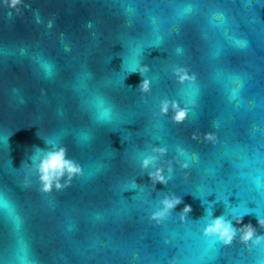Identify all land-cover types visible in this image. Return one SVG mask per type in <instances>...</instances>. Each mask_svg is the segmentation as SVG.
<instances>
[{
    "label": "water",
    "instance_id": "obj_1",
    "mask_svg": "<svg viewBox=\"0 0 264 264\" xmlns=\"http://www.w3.org/2000/svg\"><path fill=\"white\" fill-rule=\"evenodd\" d=\"M123 59L127 69L150 67V95L137 91L139 73L124 80ZM176 66L195 83L181 85ZM165 98L196 107L176 125L171 107L154 115ZM39 129L84 169L49 196L35 177L25 187L21 167L34 146L47 148ZM0 138L4 264L264 261V244L250 253L238 240L223 247L202 235L208 202L217 217L226 208L264 216V0H22L17 8L0 0ZM161 144L168 160L186 150L180 159L190 167L174 161L173 180L153 192L135 161ZM134 178L140 186L129 190ZM158 192L183 200L162 225L147 218ZM185 204L197 222H180ZM254 213L243 223L258 227Z\"/></svg>",
    "mask_w": 264,
    "mask_h": 264
},
{
    "label": "clouds",
    "instance_id": "obj_2",
    "mask_svg": "<svg viewBox=\"0 0 264 264\" xmlns=\"http://www.w3.org/2000/svg\"><path fill=\"white\" fill-rule=\"evenodd\" d=\"M3 2L12 8H17L22 0H3ZM177 51L182 52L183 49H177ZM122 71L126 72L124 80L128 74L139 73L142 79L137 87V91L144 97L151 94L152 79L148 75L151 69L143 61H137L136 67L127 69L123 59ZM172 72L181 85H184L185 82L194 84L196 81L195 74L190 75L189 69L186 67L176 66L172 69ZM240 87L242 88L243 85L241 84ZM237 94V92H233L229 99H235ZM146 102L147 100H145ZM170 107L173 112L171 116L172 123L180 125L189 118L196 104L195 100H191L181 107L176 101H169L165 98L160 101L158 106L159 111L158 113H154V115L167 116ZM110 112L111 109H106L102 113V118L109 119ZM202 135L208 141H215L216 139L213 133H204ZM37 136L44 141L47 148L42 149L39 146H34L32 154L22 163L21 167H27L29 169V175L25 178V187L32 186V179L30 177H35L38 184V191L45 196H49L53 190L59 192L70 187L73 180L84 175V169L78 161L69 158L66 146L53 143L50 138L42 136L40 129L37 132ZM192 138L198 139L199 137L196 133H193ZM177 153L178 157L174 158L175 163L182 169L189 168V160L183 159L182 161L180 159L189 156L187 151L182 148H177ZM167 154L168 147L163 144L158 146L149 145L146 150L137 151L135 162L139 166L140 176L144 174L148 175L153 192L156 191L157 184L167 186L174 178V161L166 159ZM186 179L187 177H185ZM139 186L136 178H134L130 182L129 190H136ZM182 202V197L177 196L174 192H158L155 206L148 211L147 218L149 222H155L156 225L164 224ZM202 202L204 203V201ZM192 211L191 205H184L183 209L178 213L182 224L197 222L189 219V214ZM251 213L254 212H247L244 215H232L228 212V208H226L225 213L217 217L214 216L208 202L204 215L208 218V222L203 226L202 235L206 238H211L212 243H218L223 247L231 246L234 241L238 240L251 253L253 248H258L264 244V234L258 233V228H264V216L254 213L258 227L253 226L251 223H243L244 216ZM164 243L168 244L170 241L165 239ZM168 264H179V262L174 257L169 260ZM257 264H264V261H257Z\"/></svg>",
    "mask_w": 264,
    "mask_h": 264
},
{
    "label": "snow or ice",
    "instance_id": "obj_3",
    "mask_svg": "<svg viewBox=\"0 0 264 264\" xmlns=\"http://www.w3.org/2000/svg\"><path fill=\"white\" fill-rule=\"evenodd\" d=\"M0 142H2V138H0ZM5 207L4 203L2 200H0V208H3ZM0 264H4V261L3 260H0Z\"/></svg>",
    "mask_w": 264,
    "mask_h": 264
}]
</instances>
